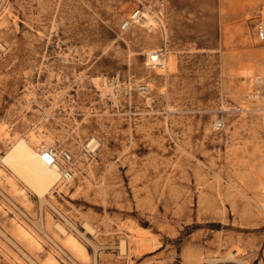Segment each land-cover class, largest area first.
I'll return each mask as SVG.
<instances>
[{
	"label": "rangeland",
	"instance_id": "rangeland-1",
	"mask_svg": "<svg viewBox=\"0 0 264 264\" xmlns=\"http://www.w3.org/2000/svg\"><path fill=\"white\" fill-rule=\"evenodd\" d=\"M258 19L264 0H0V156L39 130L77 172L41 203L1 167L0 264H264Z\"/></svg>",
	"mask_w": 264,
	"mask_h": 264
},
{
	"label": "bare ground",
	"instance_id": "bare-ground-1",
	"mask_svg": "<svg viewBox=\"0 0 264 264\" xmlns=\"http://www.w3.org/2000/svg\"><path fill=\"white\" fill-rule=\"evenodd\" d=\"M137 14L138 12L134 13L131 17L135 18ZM158 57L161 59V55L155 51L147 53V59L151 62L157 61ZM263 79L264 77H262V80L259 77L255 78L258 83L260 81L263 82ZM104 91L108 92L109 89L105 88ZM262 92H264V90ZM111 94L113 95L112 92ZM259 94L261 93L259 92ZM256 97H258V95ZM261 97L264 102V95ZM259 101L261 102V100ZM263 102L261 104H263ZM257 110L264 111V106L261 108L259 107ZM40 134L42 133H40V131L38 130L36 132L32 131L29 136L25 135L9 138V136L7 135L8 138L4 141L6 144V148L4 149L3 155L0 156V180H6V178L9 177L2 170L1 167L7 168L9 174L19 179L32 193H34L38 197L39 201L42 203L47 198L46 196L51 194V190L54 189L57 185L61 184V179L65 182L72 181L77 175V172L74 168H72L75 166L74 164L76 157L73 156V154L71 156V154L64 152V150L60 151L59 155V153L54 151L51 146L49 147L50 143L48 141H46V143L44 144L40 143L39 139L37 138V136ZM36 138L38 140H35ZM97 147L98 142L95 138H89L84 146L86 150L91 152H94ZM45 150H51L56 157L55 162L51 165L46 164L42 160V152ZM59 215L66 219L63 214L60 213ZM11 224L14 227L16 233L21 235L32 246H35L38 249L41 248V240L38 236L39 234L35 233L31 229L29 224L25 223L19 217H15V219L12 220ZM64 224L58 220L50 222V225L53 226L57 234H55V237L57 239L67 240L75 246L84 248L77 240L75 235H73L70 231L65 228ZM83 227L86 230L92 231L91 227L89 226V224H87V222L84 223ZM120 250H125V244L123 239L120 240ZM47 255L48 260L55 261L52 254L47 253Z\"/></svg>",
	"mask_w": 264,
	"mask_h": 264
},
{
	"label": "built area",
	"instance_id": "built-area-1",
	"mask_svg": "<svg viewBox=\"0 0 264 264\" xmlns=\"http://www.w3.org/2000/svg\"><path fill=\"white\" fill-rule=\"evenodd\" d=\"M253 31L256 39L258 42L262 45H264V19H258L253 26ZM261 88L264 90V79L263 82L260 83ZM241 108H237V111H240ZM217 128L223 127L224 120L222 118H219L215 122ZM42 160L48 164L51 165L55 162L56 157L54 153L51 150H45L42 152Z\"/></svg>",
	"mask_w": 264,
	"mask_h": 264
}]
</instances>
